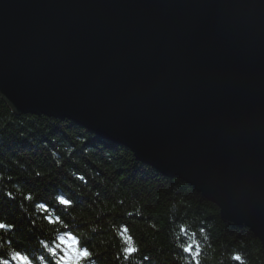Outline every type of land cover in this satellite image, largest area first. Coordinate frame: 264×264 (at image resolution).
<instances>
[{"label":"water","instance_id":"1","mask_svg":"<svg viewBox=\"0 0 264 264\" xmlns=\"http://www.w3.org/2000/svg\"><path fill=\"white\" fill-rule=\"evenodd\" d=\"M0 95L128 149L264 251V0H0Z\"/></svg>","mask_w":264,"mask_h":264},{"label":"trees","instance_id":"2","mask_svg":"<svg viewBox=\"0 0 264 264\" xmlns=\"http://www.w3.org/2000/svg\"><path fill=\"white\" fill-rule=\"evenodd\" d=\"M64 232L88 264H264L249 230L182 181L72 121L18 115L0 95V264H55Z\"/></svg>","mask_w":264,"mask_h":264},{"label":"clouds","instance_id":"3","mask_svg":"<svg viewBox=\"0 0 264 264\" xmlns=\"http://www.w3.org/2000/svg\"><path fill=\"white\" fill-rule=\"evenodd\" d=\"M54 246L58 255L55 264H88L90 252L81 246L79 237L74 233L64 232L56 236ZM239 264H246V261L241 258Z\"/></svg>","mask_w":264,"mask_h":264},{"label":"rangeland","instance_id":"4","mask_svg":"<svg viewBox=\"0 0 264 264\" xmlns=\"http://www.w3.org/2000/svg\"><path fill=\"white\" fill-rule=\"evenodd\" d=\"M27 116V115H26ZM29 116H31V115H29Z\"/></svg>","mask_w":264,"mask_h":264}]
</instances>
